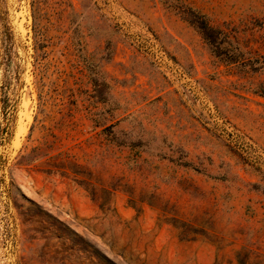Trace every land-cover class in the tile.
<instances>
[{"label":"rangeland","instance_id":"374dc122","mask_svg":"<svg viewBox=\"0 0 264 264\" xmlns=\"http://www.w3.org/2000/svg\"><path fill=\"white\" fill-rule=\"evenodd\" d=\"M1 16L0 264H264V0Z\"/></svg>","mask_w":264,"mask_h":264},{"label":"trees","instance_id":"16d2710c","mask_svg":"<svg viewBox=\"0 0 264 264\" xmlns=\"http://www.w3.org/2000/svg\"><path fill=\"white\" fill-rule=\"evenodd\" d=\"M189 21L200 29L204 38L214 47V50L216 51L220 50L221 48L220 36L218 34V30L215 27L211 26L209 22L204 18L202 22H199L195 18L189 19ZM0 23H1L0 65L3 66L6 71H9L10 67L11 68L13 67L14 54L16 52L15 44H14V35L8 20H6L4 17L1 16ZM0 100L5 102V100L1 98Z\"/></svg>","mask_w":264,"mask_h":264}]
</instances>
